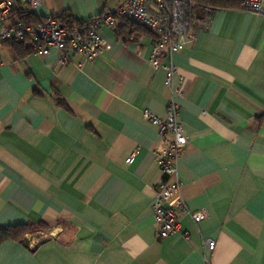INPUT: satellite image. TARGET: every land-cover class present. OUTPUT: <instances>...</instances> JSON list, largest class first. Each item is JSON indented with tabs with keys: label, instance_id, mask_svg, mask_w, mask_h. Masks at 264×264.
<instances>
[{
	"label": "crops",
	"instance_id": "obj_1",
	"mask_svg": "<svg viewBox=\"0 0 264 264\" xmlns=\"http://www.w3.org/2000/svg\"><path fill=\"white\" fill-rule=\"evenodd\" d=\"M123 1L45 0L34 11L87 21ZM102 35L108 47L82 67L80 57L61 65L54 49L18 58L0 47V227L50 226L45 242L0 245V264H264V15L214 9L159 68L153 36ZM171 65L181 96L165 85ZM172 100L188 139L177 175L187 213L162 240L160 137L143 112L164 117Z\"/></svg>",
	"mask_w": 264,
	"mask_h": 264
},
{
	"label": "built area",
	"instance_id": "obj_2",
	"mask_svg": "<svg viewBox=\"0 0 264 264\" xmlns=\"http://www.w3.org/2000/svg\"><path fill=\"white\" fill-rule=\"evenodd\" d=\"M44 1L0 0V47L8 40L30 39L34 53L47 56L54 49L61 65L70 64L74 57H80L78 66L82 67L84 62L96 60L108 47L102 31H115L120 17L131 19L156 36L153 54L149 59L156 68L163 66L162 59L165 56L178 53L192 41L194 0H124L114 10L81 29L64 26L52 15L47 16L46 22L35 25L18 24L8 19L16 3L27 4L30 9L35 10ZM241 9L264 15V0H241ZM2 65L0 60V69ZM164 68L167 71L166 87L171 89L173 95L181 96L182 91L172 89L176 68L174 65ZM143 117L157 128L160 137L154 154L161 179L154 187L152 210L158 237L163 240L181 232V217L187 213L177 175L178 161L185 152L188 139L180 120L179 107L173 100L164 117L149 110L143 112ZM191 217L195 223H200L206 215L199 211L191 213ZM208 248L213 251L216 243L209 241Z\"/></svg>",
	"mask_w": 264,
	"mask_h": 264
},
{
	"label": "trees",
	"instance_id": "obj_3",
	"mask_svg": "<svg viewBox=\"0 0 264 264\" xmlns=\"http://www.w3.org/2000/svg\"><path fill=\"white\" fill-rule=\"evenodd\" d=\"M194 26L201 27L205 21L208 14L214 9H241V0H194ZM107 12L89 19L87 21H77L70 14V12H64L59 15H52L54 19L61 22L64 26L70 27L72 29H81L89 25L92 21L104 16ZM14 23L23 24V25H35L39 23H44L47 21V17L40 16L34 10L30 9L27 4L16 3L11 15L8 18ZM141 32L153 36L154 42L156 36L151 33L146 28L137 25L134 21L127 17H120L117 19V34L123 39H128L133 33ZM31 40L27 39L25 41H12L8 40L3 43V46L9 47L16 57L24 58L32 51L30 45ZM55 101L60 106H67L65 101L62 98L56 96ZM50 226L40 221L38 223L28 222L24 224L13 225L9 227H0V245L7 241H16L22 243L26 246H29L27 236L34 234L40 231H48ZM48 239L43 240L42 242L47 241ZM41 242V243H42Z\"/></svg>",
	"mask_w": 264,
	"mask_h": 264
},
{
	"label": "rangeland",
	"instance_id": "obj_4",
	"mask_svg": "<svg viewBox=\"0 0 264 264\" xmlns=\"http://www.w3.org/2000/svg\"><path fill=\"white\" fill-rule=\"evenodd\" d=\"M49 231H40L34 234H30L27 236V240L29 244L37 245L41 243L43 240L50 238Z\"/></svg>",
	"mask_w": 264,
	"mask_h": 264
}]
</instances>
